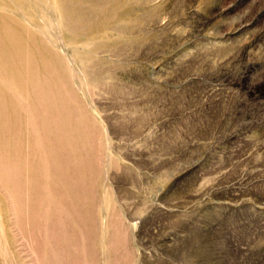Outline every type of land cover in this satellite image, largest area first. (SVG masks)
Listing matches in <instances>:
<instances>
[{
	"label": "rangeland",
	"instance_id": "obj_1",
	"mask_svg": "<svg viewBox=\"0 0 264 264\" xmlns=\"http://www.w3.org/2000/svg\"><path fill=\"white\" fill-rule=\"evenodd\" d=\"M0 264H264V0H0Z\"/></svg>",
	"mask_w": 264,
	"mask_h": 264
}]
</instances>
